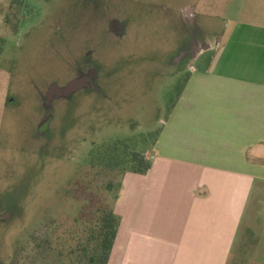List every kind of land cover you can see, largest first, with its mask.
I'll return each mask as SVG.
<instances>
[{"label":"rangeland","instance_id":"374dc122","mask_svg":"<svg viewBox=\"0 0 264 264\" xmlns=\"http://www.w3.org/2000/svg\"><path fill=\"white\" fill-rule=\"evenodd\" d=\"M259 10L264 0H0V264H77L91 213L122 195L100 154L149 151L189 66ZM92 70L90 89L49 98ZM252 222L264 245V200L229 264H264V249L250 262Z\"/></svg>","mask_w":264,"mask_h":264},{"label":"crops","instance_id":"0c3cea01","mask_svg":"<svg viewBox=\"0 0 264 264\" xmlns=\"http://www.w3.org/2000/svg\"><path fill=\"white\" fill-rule=\"evenodd\" d=\"M188 69L142 153L150 169L123 177L108 264H229L250 205L264 200V10L236 19ZM246 229L257 239L251 262L262 231Z\"/></svg>","mask_w":264,"mask_h":264},{"label":"trees","instance_id":"16d2710c","mask_svg":"<svg viewBox=\"0 0 264 264\" xmlns=\"http://www.w3.org/2000/svg\"><path fill=\"white\" fill-rule=\"evenodd\" d=\"M183 86L180 88L179 94ZM159 132L158 130L155 134H148L153 138V142ZM115 149L102 152L100 158L102 163L111 170L118 171L121 184L126 173L145 174L150 169L151 162L142 153L120 154ZM119 224L120 218L114 213L113 204L112 206L99 205L91 213L85 238L79 241L77 264H108Z\"/></svg>","mask_w":264,"mask_h":264},{"label":"water","instance_id":"95a60500","mask_svg":"<svg viewBox=\"0 0 264 264\" xmlns=\"http://www.w3.org/2000/svg\"><path fill=\"white\" fill-rule=\"evenodd\" d=\"M117 24H118L117 21H113L111 23L110 28H111V31L113 33H118L121 31V28L119 26H117ZM88 81H89L88 79L75 80V81L70 82L65 88H63L61 90L58 88H52V90L50 92H53L57 96H67V95L81 89L82 87H85L87 85Z\"/></svg>","mask_w":264,"mask_h":264},{"label":"flooded vegetation","instance_id":"af4514ba","mask_svg":"<svg viewBox=\"0 0 264 264\" xmlns=\"http://www.w3.org/2000/svg\"><path fill=\"white\" fill-rule=\"evenodd\" d=\"M187 15H191V12L190 11H188L187 13H186ZM114 21H116V20H114ZM113 22V21H112ZM111 22V23H112ZM117 26H119V24H117ZM110 27H111V24H110ZM119 28V27H118ZM121 32V31H120ZM120 32H118V33H114V34H116V35H120L121 33ZM95 74V75H94ZM88 77H82V78H78V79H75V80H79V79H87V78H90L91 80H89L88 82H87V84L88 85H86L85 87H82V89H90V86H91V84H93V83H95L94 81H96L97 80V72L95 71V70H92L91 71V73L90 74H88L87 75ZM75 80H73V81H75ZM68 85V84H67ZM66 85V86H67ZM65 86V87H66ZM64 87V88H65ZM63 89V88H62ZM82 89H80V90H82ZM61 90V89H60ZM79 90V91H80ZM89 91H91V90H89ZM76 92H78V90L77 91H75V92H73V93H71V94H69V95H67V96H57L56 94H54L53 92H50V96H49V98H68V97H70V96H72L74 93H76Z\"/></svg>","mask_w":264,"mask_h":264}]
</instances>
